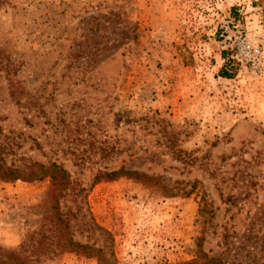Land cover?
Returning <instances> with one entry per match:
<instances>
[{
    "label": "rangeland",
    "instance_id": "rangeland-1",
    "mask_svg": "<svg viewBox=\"0 0 264 264\" xmlns=\"http://www.w3.org/2000/svg\"><path fill=\"white\" fill-rule=\"evenodd\" d=\"M0 165L6 264H264V0H0Z\"/></svg>",
    "mask_w": 264,
    "mask_h": 264
},
{
    "label": "trees",
    "instance_id": "trees-1",
    "mask_svg": "<svg viewBox=\"0 0 264 264\" xmlns=\"http://www.w3.org/2000/svg\"><path fill=\"white\" fill-rule=\"evenodd\" d=\"M222 56L226 60L220 67L219 74L225 78L234 77L238 69L236 61L230 58L229 55H226L224 50L222 51ZM103 174L110 179H115L118 178L119 176H126L129 178H134L139 181H144L146 183H150V180L153 179L152 176H149L143 172H139L136 170H129L123 167L104 172ZM16 175L17 174L15 173V170L0 165L1 180L13 179L16 178ZM46 176L50 177V179L52 180V185L55 188L68 189L72 185V183L69 180L68 172L63 167H60L55 163H52L49 166L40 165V168H38V171L36 172L35 170L34 171L29 170V180L41 179ZM0 252H2L0 253V256L5 255L6 258L9 259H15L13 257H16L15 253L12 251L7 252L6 254L3 253V251ZM201 257L203 258L202 260H194L192 261V263L193 264H224V261L221 260V258L215 256H209L205 252L204 253L202 252ZM4 263L6 264L5 261L0 260V264H4ZM7 264H12V262H7Z\"/></svg>",
    "mask_w": 264,
    "mask_h": 264
}]
</instances>
